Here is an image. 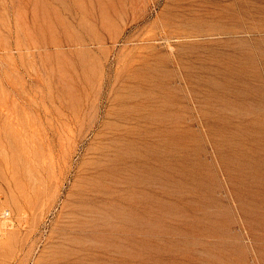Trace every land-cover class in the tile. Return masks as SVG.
Wrapping results in <instances>:
<instances>
[{
  "label": "rangeland",
  "instance_id": "obj_1",
  "mask_svg": "<svg viewBox=\"0 0 264 264\" xmlns=\"http://www.w3.org/2000/svg\"><path fill=\"white\" fill-rule=\"evenodd\" d=\"M0 264H264V0H0Z\"/></svg>",
  "mask_w": 264,
  "mask_h": 264
},
{
  "label": "built area",
  "instance_id": "obj_2",
  "mask_svg": "<svg viewBox=\"0 0 264 264\" xmlns=\"http://www.w3.org/2000/svg\"><path fill=\"white\" fill-rule=\"evenodd\" d=\"M9 212L6 208H3L0 210V217H6L8 216Z\"/></svg>",
  "mask_w": 264,
  "mask_h": 264
}]
</instances>
